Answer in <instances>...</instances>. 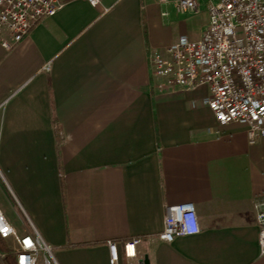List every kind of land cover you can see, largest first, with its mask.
Segmentation results:
<instances>
[{"label": "crops", "instance_id": "obj_1", "mask_svg": "<svg viewBox=\"0 0 264 264\" xmlns=\"http://www.w3.org/2000/svg\"><path fill=\"white\" fill-rule=\"evenodd\" d=\"M163 5L69 0L12 49L0 40V208L19 233L34 225L60 264H110V239L120 264H264V136L219 124L207 86L153 88L150 53L202 33L167 37ZM181 202L200 231L160 239Z\"/></svg>", "mask_w": 264, "mask_h": 264}, {"label": "built area", "instance_id": "obj_2", "mask_svg": "<svg viewBox=\"0 0 264 264\" xmlns=\"http://www.w3.org/2000/svg\"><path fill=\"white\" fill-rule=\"evenodd\" d=\"M69 0H0V40L7 49L22 41L41 19L55 14ZM97 5L101 0H88ZM178 12H195L199 0H159ZM167 15L168 11L162 12ZM152 86L159 92L207 86L202 103L219 124L236 122L247 128L249 141L264 136V0H215L209 22L197 39L181 34L174 42L150 53ZM49 65L46 66L48 68ZM258 243L264 254V202L257 203ZM21 234L0 208V236L11 243L17 264H60L53 247L38 229ZM200 231L193 202L169 204L159 238L172 241ZM139 238L125 242V255H136ZM110 264H120L118 241L108 240ZM7 252L0 249V264Z\"/></svg>", "mask_w": 264, "mask_h": 264}, {"label": "rangeland", "instance_id": "obj_3", "mask_svg": "<svg viewBox=\"0 0 264 264\" xmlns=\"http://www.w3.org/2000/svg\"><path fill=\"white\" fill-rule=\"evenodd\" d=\"M158 1V0H156ZM215 0H199V8L195 12L181 13L176 10L173 3H168L162 6V8L169 11V26H166L163 30L167 37L171 36L177 31H186L187 33L197 35L206 27V22L209 16V5ZM159 8V6H158ZM160 9V8H159ZM163 33V34H164ZM6 241V240H5ZM8 247L12 245L6 241ZM1 249V248H0ZM4 264H9L7 260H4ZM38 264H43L42 259H39Z\"/></svg>", "mask_w": 264, "mask_h": 264}, {"label": "trees", "instance_id": "obj_4", "mask_svg": "<svg viewBox=\"0 0 264 264\" xmlns=\"http://www.w3.org/2000/svg\"><path fill=\"white\" fill-rule=\"evenodd\" d=\"M0 248L1 250L7 252L6 260L9 264H17L15 256L11 253L10 248L8 247L6 241L0 236Z\"/></svg>", "mask_w": 264, "mask_h": 264}, {"label": "water", "instance_id": "obj_5", "mask_svg": "<svg viewBox=\"0 0 264 264\" xmlns=\"http://www.w3.org/2000/svg\"><path fill=\"white\" fill-rule=\"evenodd\" d=\"M144 263L145 264H149V258H148V255L147 254L144 257Z\"/></svg>", "mask_w": 264, "mask_h": 264}]
</instances>
